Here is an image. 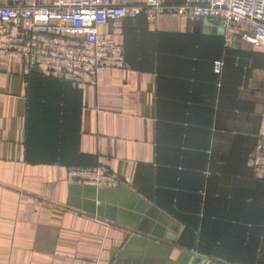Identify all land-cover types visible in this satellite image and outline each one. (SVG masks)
<instances>
[{
	"label": "crops",
	"instance_id": "crops-1",
	"mask_svg": "<svg viewBox=\"0 0 264 264\" xmlns=\"http://www.w3.org/2000/svg\"><path fill=\"white\" fill-rule=\"evenodd\" d=\"M98 33L124 45L125 68L78 85L0 51V263L264 264V180L248 163L264 48L168 13Z\"/></svg>",
	"mask_w": 264,
	"mask_h": 264
},
{
	"label": "built area",
	"instance_id": "built-area-1",
	"mask_svg": "<svg viewBox=\"0 0 264 264\" xmlns=\"http://www.w3.org/2000/svg\"><path fill=\"white\" fill-rule=\"evenodd\" d=\"M164 13L216 18L225 46L238 37L264 48V0H9L0 5V51L21 60L28 70L38 68L44 77L78 85L125 68L124 45L114 35H100L99 27L127 16L143 14L153 20ZM220 66L215 63L217 72ZM262 120L248 163L253 175L264 180V116ZM68 173L72 181L95 188L120 184L115 174L99 168H72Z\"/></svg>",
	"mask_w": 264,
	"mask_h": 264
},
{
	"label": "trees",
	"instance_id": "trees-1",
	"mask_svg": "<svg viewBox=\"0 0 264 264\" xmlns=\"http://www.w3.org/2000/svg\"><path fill=\"white\" fill-rule=\"evenodd\" d=\"M34 68H35V67H34ZM32 69H33V68H32ZM35 69H37V70L39 71V69H38V68H35ZM28 71H31V69H30V70H28ZM28 71H27V72H28ZM43 77H44V76H43ZM73 85H74V84H73ZM258 179H259V180H261V181L263 180V179H260V178H258Z\"/></svg>",
	"mask_w": 264,
	"mask_h": 264
},
{
	"label": "water",
	"instance_id": "water-1",
	"mask_svg": "<svg viewBox=\"0 0 264 264\" xmlns=\"http://www.w3.org/2000/svg\"><path fill=\"white\" fill-rule=\"evenodd\" d=\"M206 259H209V258H206ZM210 260V259H209ZM212 263H216L215 261H211V263L210 264H212Z\"/></svg>",
	"mask_w": 264,
	"mask_h": 264
}]
</instances>
